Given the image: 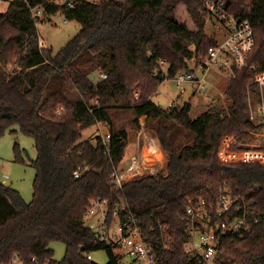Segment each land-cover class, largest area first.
<instances>
[{
	"label": "trees",
	"instance_id": "obj_1",
	"mask_svg": "<svg viewBox=\"0 0 264 264\" xmlns=\"http://www.w3.org/2000/svg\"><path fill=\"white\" fill-rule=\"evenodd\" d=\"M49 1L11 0L0 12V136L16 125L36 148L30 201L0 182V264L13 258L36 264L31 257L47 264H98L82 254L105 249L84 225L93 198L126 204L146 233L165 226L171 262L185 264V207L198 198L216 204L222 187L248 194L249 216L257 221L248 231L220 236L216 264H264V165L239 157L247 147L225 144L230 136L249 141L256 127L247 110L252 73L238 70L228 81L227 107L210 105L195 118L188 102L164 109L151 100L161 82L189 69L188 60L219 40L205 32L202 0H75L73 7ZM223 2L251 22L255 44L249 64L264 69V0ZM38 4L81 25L55 53L39 45L37 24L49 19L33 15ZM179 4L192 26L176 20ZM126 110L133 112L135 126L141 116L151 121L167 162L164 170L113 187L109 174L128 144V131L114 126V116ZM96 123L109 127L108 147L99 134L80 140ZM79 166L85 168L75 177ZM55 241L65 245L60 260L50 247ZM106 253V264H119L109 249Z\"/></svg>",
	"mask_w": 264,
	"mask_h": 264
},
{
	"label": "built area",
	"instance_id": "obj_2",
	"mask_svg": "<svg viewBox=\"0 0 264 264\" xmlns=\"http://www.w3.org/2000/svg\"><path fill=\"white\" fill-rule=\"evenodd\" d=\"M5 1L11 0H0V3ZM75 2V0H50L48 3L73 7ZM202 3L206 15L213 14L217 17L223 26L224 35L216 44L209 46L204 54L191 58L193 67L189 65V69L178 71L171 79L181 91H185L187 83H194L197 89L203 90L206 88L212 67L227 73L228 81L236 77L238 70L246 69L252 73L247 83V110L249 119L256 127L251 131L254 139L247 143L248 148L242 153L241 158L257 160L264 165V69L249 64V54L255 44L253 27L248 19L230 12L223 0H202ZM31 11L39 19L50 20L52 16L58 14L62 23L67 24L69 21L59 12L47 13L43 4L33 6ZM39 45L42 46L40 39ZM99 76L106 77L105 74ZM205 99H210V96L206 95ZM142 128L137 131L139 137L143 132ZM99 135L105 147H108L109 130L106 133L100 132ZM150 139L135 146V152L130 155L125 168L116 167L110 172L108 183L111 186L119 187L127 180L158 171L154 164H147L148 162L145 161L152 157L156 149H159L156 141ZM231 139L234 144H238L235 138ZM84 168L77 167L73 175L79 176ZM2 177L9 178L5 173ZM252 203L253 200H249L248 194H236L225 187L220 188L216 204H206L201 198L195 201L189 200L184 212L187 236L183 246L188 255V260L184 263L216 264L220 236L241 230L248 231L252 223L257 221V217L249 216ZM83 220L84 225L93 232L95 243L104 246L105 249L102 251L106 252V249H109L119 264H173L168 253L171 235L166 233V227L158 224L157 227H150L146 233L139 217L124 203L112 204L106 198H93L83 214ZM155 231L160 232L159 236L153 235ZM82 254L92 259L91 252H82ZM16 260L18 259L13 258L10 264H14ZM31 261L36 264H47L39 263L35 257H31Z\"/></svg>",
	"mask_w": 264,
	"mask_h": 264
},
{
	"label": "rangeland",
	"instance_id": "obj_3",
	"mask_svg": "<svg viewBox=\"0 0 264 264\" xmlns=\"http://www.w3.org/2000/svg\"><path fill=\"white\" fill-rule=\"evenodd\" d=\"M9 1L0 3V12L5 11ZM176 20L192 26V22L188 16L186 8L183 4H179L175 12ZM81 25L76 20H69L67 24L62 23L61 16L56 14L50 20L39 22L37 24V32L43 47L51 48L55 53L61 49L80 29ZM205 32L208 35L218 37L219 39L224 35V29L217 17L213 14H208L204 26ZM192 50L194 46L191 47ZM190 67H193L192 60H188ZM92 79L96 80L98 73L92 74ZM228 85V75L225 72L219 71L216 67H212L208 76L206 88L203 90L197 89L196 84H186L185 91H181L175 86L171 78H166L158 85L157 91L151 96V100L157 103L162 108H167L170 103L175 107H180L183 103L188 102L191 104L190 116L197 117L202 111L206 110L210 105L218 104L227 107L230 99L225 94V89ZM209 95L210 99H205ZM133 112L131 110L119 112L114 116V126L124 127L128 131V144L126 146L124 155L117 167L123 169L127 166L129 157L135 152V141L137 144H142L145 140L154 139L156 143L158 139L154 136L151 121L145 116L139 118V126L131 123ZM142 126L143 132L139 137L137 130ZM108 126L102 124H94L82 131L81 141L94 140L95 136L100 132L106 133ZM14 130V131H12ZM249 132V131H248ZM251 134V131L249 132ZM138 135V137H137ZM230 136L225 144L233 142ZM182 141L185 139L181 135ZM235 138V137H233ZM157 139V140H156ZM251 134L250 140H253ZM249 141H238L237 146L244 147V150ZM15 143L18 145V151L15 150ZM158 153L160 157L153 154L149 159H145L147 164H154L157 170H164L167 162V154L158 146ZM146 153V152H144ZM18 155L19 159H16ZM146 155V154H144ZM242 155V154H241ZM239 155V157H241ZM36 157V148L34 140L31 136L23 134L16 125L5 130L0 136V182L10 185L20 192L25 201H30L33 194V181L35 177V169L31 164V160ZM8 174L9 178L2 177V174ZM50 247L53 249L54 258L60 260L65 254V245L62 242H51ZM92 260L98 264H106L108 255L105 251L98 250L92 252ZM14 264H21L16 260Z\"/></svg>",
	"mask_w": 264,
	"mask_h": 264
},
{
	"label": "bare ground",
	"instance_id": "obj_4",
	"mask_svg": "<svg viewBox=\"0 0 264 264\" xmlns=\"http://www.w3.org/2000/svg\"><path fill=\"white\" fill-rule=\"evenodd\" d=\"M158 151L159 150L156 149L154 154L157 155L158 157H160V154H159L160 152L158 153Z\"/></svg>",
	"mask_w": 264,
	"mask_h": 264
},
{
	"label": "crops",
	"instance_id": "obj_5",
	"mask_svg": "<svg viewBox=\"0 0 264 264\" xmlns=\"http://www.w3.org/2000/svg\"><path fill=\"white\" fill-rule=\"evenodd\" d=\"M140 128H142V126H140ZM140 128H139V129H140ZM139 129H138V130H139ZM138 130H137V131H138ZM156 140H157V139H156ZM157 145L159 146L160 144L157 142ZM135 146H136V141H135Z\"/></svg>",
	"mask_w": 264,
	"mask_h": 264
}]
</instances>
